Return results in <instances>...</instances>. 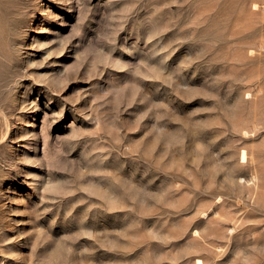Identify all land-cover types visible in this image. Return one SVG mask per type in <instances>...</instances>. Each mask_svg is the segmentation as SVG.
<instances>
[{
  "label": "rangeland",
  "instance_id": "obj_1",
  "mask_svg": "<svg viewBox=\"0 0 264 264\" xmlns=\"http://www.w3.org/2000/svg\"><path fill=\"white\" fill-rule=\"evenodd\" d=\"M11 7L0 264H264V0Z\"/></svg>",
  "mask_w": 264,
  "mask_h": 264
},
{
  "label": "clouds",
  "instance_id": "obj_2",
  "mask_svg": "<svg viewBox=\"0 0 264 264\" xmlns=\"http://www.w3.org/2000/svg\"><path fill=\"white\" fill-rule=\"evenodd\" d=\"M11 4L12 0H0V19L10 18L13 15Z\"/></svg>",
  "mask_w": 264,
  "mask_h": 264
},
{
  "label": "bare ground",
  "instance_id": "obj_3",
  "mask_svg": "<svg viewBox=\"0 0 264 264\" xmlns=\"http://www.w3.org/2000/svg\"><path fill=\"white\" fill-rule=\"evenodd\" d=\"M24 3V2H23ZM30 3V2H29ZM22 4V3H21ZM21 6V5H20ZM18 11V10H17ZM22 11V10H21ZM18 12H20V11H18ZM24 15V14H23ZM23 15H21V17L23 16ZM13 18V17H12ZM19 18V17H18ZM14 19V18H13ZM22 21V20H21ZM18 22V21H17ZM16 22V23H17ZM23 23V22H22ZM19 25V24H18ZM14 28V27H13ZM10 29V28H9ZM16 32V31H15ZM14 32V33H15ZM18 32V31H17ZM6 33V32H5ZM9 34V33H8ZM11 35L10 36H12L13 37V34L12 33H10ZM16 34V33H15ZM1 35V34H0ZM15 36V35H14ZM17 36V35H16ZM16 36H15V38H16ZM14 38V37H13ZM12 39V38H11ZM43 44H45V43H43ZM48 44H51V42L50 43H48ZM55 44V43H54ZM57 45V44H56ZM43 46V45H42ZM49 46H51V45H49ZM58 46V45H57ZM61 47V46H60ZM6 48H7V46H6ZM61 48H59V50H60ZM45 50V49H44ZM10 54V53H9Z\"/></svg>",
  "mask_w": 264,
  "mask_h": 264
}]
</instances>
